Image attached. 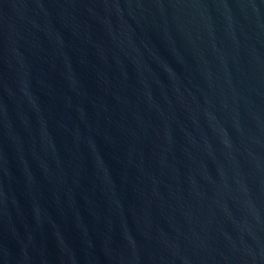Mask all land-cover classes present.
Wrapping results in <instances>:
<instances>
[{
	"label": "water",
	"instance_id": "95a60500",
	"mask_svg": "<svg viewBox=\"0 0 264 264\" xmlns=\"http://www.w3.org/2000/svg\"><path fill=\"white\" fill-rule=\"evenodd\" d=\"M0 264H264V0H0Z\"/></svg>",
	"mask_w": 264,
	"mask_h": 264
}]
</instances>
